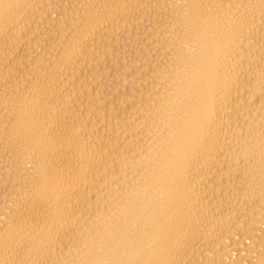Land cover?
<instances>
[{"label":"bare ground","instance_id":"6f19581e","mask_svg":"<svg viewBox=\"0 0 264 264\" xmlns=\"http://www.w3.org/2000/svg\"><path fill=\"white\" fill-rule=\"evenodd\" d=\"M0 264H264V0H0Z\"/></svg>","mask_w":264,"mask_h":264}]
</instances>
